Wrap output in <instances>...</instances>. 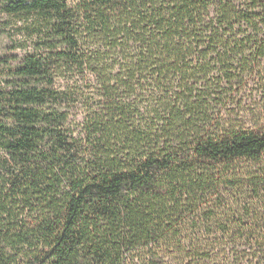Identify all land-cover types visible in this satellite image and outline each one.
<instances>
[{
	"label": "trees",
	"instance_id": "1",
	"mask_svg": "<svg viewBox=\"0 0 264 264\" xmlns=\"http://www.w3.org/2000/svg\"><path fill=\"white\" fill-rule=\"evenodd\" d=\"M0 11V264H264V0Z\"/></svg>",
	"mask_w": 264,
	"mask_h": 264
},
{
	"label": "rangeland",
	"instance_id": "2",
	"mask_svg": "<svg viewBox=\"0 0 264 264\" xmlns=\"http://www.w3.org/2000/svg\"><path fill=\"white\" fill-rule=\"evenodd\" d=\"M8 22H10V26L7 25ZM16 24H20L18 19L10 18L0 11V57L9 54L10 40L7 34L12 32L16 26H19ZM15 54L21 56L23 52L17 51Z\"/></svg>",
	"mask_w": 264,
	"mask_h": 264
}]
</instances>
